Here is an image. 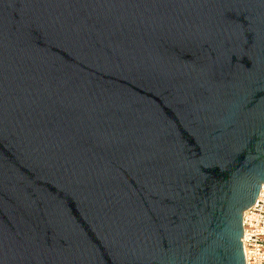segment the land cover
I'll return each mask as SVG.
<instances>
[{"label": "water", "instance_id": "95a60500", "mask_svg": "<svg viewBox=\"0 0 264 264\" xmlns=\"http://www.w3.org/2000/svg\"><path fill=\"white\" fill-rule=\"evenodd\" d=\"M264 184V0H0V264H245Z\"/></svg>", "mask_w": 264, "mask_h": 264}, {"label": "built area", "instance_id": "2783aa9c", "mask_svg": "<svg viewBox=\"0 0 264 264\" xmlns=\"http://www.w3.org/2000/svg\"><path fill=\"white\" fill-rule=\"evenodd\" d=\"M245 264H264V184L253 205L242 214Z\"/></svg>", "mask_w": 264, "mask_h": 264}]
</instances>
